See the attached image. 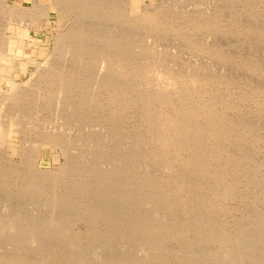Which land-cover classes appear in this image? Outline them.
<instances>
[{"label": "rangeland", "instance_id": "374dc122", "mask_svg": "<svg viewBox=\"0 0 264 264\" xmlns=\"http://www.w3.org/2000/svg\"><path fill=\"white\" fill-rule=\"evenodd\" d=\"M116 1L117 3H119V6L122 3L121 7H123L122 11L124 12V20L122 21L113 20L108 17L105 18L104 17L105 15H103V13L102 14L100 13L99 15L93 13L91 15L84 16L81 13L75 12L72 15V17H70L71 19L67 18L62 20V23L60 24V28L65 29L69 27V25L72 24V22H74L76 19V21L80 20L81 23H86L87 21L91 20V22H89L88 25H90L91 27L95 26L96 28L103 27V30H106V33H111V31L113 33V31L115 30L119 31V29L120 31L123 30L125 31L126 29V31L123 32L127 35L126 37V39L128 38L127 43L129 44V46L131 42L134 43L133 44L134 47L130 50L129 55L132 58V62H134L137 65L139 64L138 65L139 67L142 64L141 65L142 70L139 72L135 70L137 75H133L130 72V70H133L132 65H128L126 66V68L131 74H129V72L122 73L120 71L114 74L113 76L114 80H111V83L115 87L118 88L121 87V90L123 88L122 91L119 89L114 90V88L112 87L109 89L107 88L99 89V87L97 86L98 85L97 78H98V72L100 71V67L97 61L90 60L88 62V64L90 65L89 68L90 72L89 71H88L89 73H87V71L85 72V74L87 75L86 79L77 80L80 86L77 92L79 99L78 103L80 102L79 106L70 108L66 105L64 106L62 105L61 109H59L56 103L57 92L58 89L60 88L59 80L57 79L49 80L48 82L46 80L45 81L46 83L45 82L42 83L44 86L43 90H39L37 87L40 83L39 81L41 80L38 77L39 73H35L36 70L34 67L31 68L27 73H25L24 76L21 75L16 76L13 74L9 75L8 73H3V74L0 73V128L3 125H4L3 127H5L6 124L9 123V120L13 118V116L14 118L17 117L18 119L20 118L21 122L24 123L25 125L24 129H22L21 131L22 134L16 132L12 136V138L9 139V141L7 142L4 141L1 134V130L3 128H1L0 130V237H1L0 264H15L17 263L19 258L20 259L26 258L27 260L30 259L32 262H34V264H59L57 262L60 261L62 262V263L60 262V264H64L65 261H63L62 258L64 257V260H66L67 262V259L65 258L68 257L70 258V256L74 254L75 256L80 255L81 259H83L84 256L85 257L87 256L86 259L85 258L83 259V261L85 262L89 260L90 262H92L93 261L92 257L97 255V257L104 256L106 258L108 257V259L109 257L114 258V260L119 259L114 264H119V263L137 264V261H135V263H132L130 261H128L127 263L126 262L123 263L122 261L120 262V259L121 260L123 259L122 256L125 253H128L132 257H135V259L138 260L139 264H170V263L188 264L189 263L188 260L191 257L187 258V256L189 257L190 253H192L190 256H196L197 255L196 251L197 252L200 250L203 251L204 247L207 248L208 246V249L206 248L204 249L207 250L208 252L214 250L215 248L217 249V247H219L217 243L208 242V241H204L205 243L201 245L203 249L201 248V246H199V244H194V243L191 244V242H194L193 240L198 238L197 232L198 229H201V227L198 226L196 222H194V224H196L194 229L192 228L191 232L189 233L184 232L183 231L184 228L180 227L179 225H176V227H174L173 229L167 230V234H165L166 232H163L164 234L160 238H158V240L160 241L158 242L157 245L159 246L158 252L159 251L161 252L159 253L156 252L155 254L156 257L153 258L149 257V259L146 258L143 261H139L140 258H145L143 257L145 255L144 253L146 252L144 250L147 247V243L145 242H148L149 239L147 235L143 234V231H136L134 229L133 227L134 217L136 215H140V217L143 215L145 216L156 215V217L154 216V219H157V221L158 220L164 221L163 219H165V221L167 220L172 222L173 220L176 221L180 216V215L178 216L179 212L176 211L178 208L176 210L174 209L170 210V209H166V207L164 208L162 207L161 210L159 211L157 210L156 213L154 212L152 215L151 212L152 210L149 206L145 207L146 204L142 201L139 203L138 199L142 200L143 193H149V190H147L148 188L144 187L145 183L144 185L141 183L143 179H147L146 181L149 184L151 183L152 180L153 182L157 181L161 187L165 188V190L167 189L166 191L169 192L170 198L173 197V194L177 192V189L175 188H178L181 185H184L186 189H189L188 186L192 182L193 184L194 183L201 184V188H196L197 190L196 189L192 190L193 188H195V184L190 185L191 187L193 186L192 188L190 187L192 193L183 190L181 191L180 194H175V195H180L179 197L182 198L184 197V199L182 198L180 199L181 201L182 200L185 201L186 199L185 197H187L189 200L190 198H193V195L195 194L194 196L196 198L199 199L205 198L207 202L209 201L208 208L210 206H213V204L216 205L218 201L219 203L221 202L220 207L223 208L222 209L223 211L219 210V205L217 203L218 205L216 206L217 210L215 209V207L214 210L215 211L219 210L218 213L217 212L215 213V211H212L213 213L210 211L206 212L204 209L202 210V214L203 216H205L203 217V219L204 218L208 219L210 213L212 216L216 214L217 217L214 216L216 220L210 221V226L213 227L220 225L218 229L223 228L222 230L224 232L226 230V232L224 233L226 235L227 232L229 231L231 234H235L236 232H239L241 230L244 231L247 230V232L249 231L248 229H250L251 231L254 229L256 230V228L254 226L253 228L252 225H250L247 228V225L251 224L250 216L248 218L249 221L247 220V217L250 212H253L254 210L257 209H259V211H262V213H264V204H263L264 185H262L264 183V89H263L264 66H262L264 64V27H263L264 0H245V1L222 0V2H220V0H181V1L167 0L169 2H167L166 0H143V1L139 0L137 5V11L140 10L141 14H143L141 10L142 6L144 9L148 5L147 6L148 8H146V10H149V8L152 9L155 4L154 1L156 2V5L158 4L159 6L155 5L157 8L154 7L157 10L152 9L147 11L146 19L138 23H132V24H130V22L131 21L134 22L137 16L134 15L133 13H130L131 0H129V2L128 0H124L126 3L123 0H116ZM46 2L47 0H0V27H2L0 30V43H1L0 55L6 54L3 53L4 50H5L4 52H6V49L3 48L4 45H2L3 42L2 39L6 41L7 39L16 41L19 38L18 31L21 29V26L22 28L28 27L33 35V39H30L28 42L30 46H35L34 48L36 52L35 55L38 56V60L41 62L44 61L46 62L47 59L50 58L52 62L56 61L54 63L57 64L58 62V66L59 67L61 66L60 60L63 61L64 58H62L60 54L55 56V52L53 49L54 36L58 34L57 29L59 27V25L57 24L58 22L56 20L57 18L55 14H53L51 18V23H48V20L42 16L38 18L37 22L34 21L35 18H37L36 16L40 14L43 6L46 5ZM14 5H16V7H14ZM12 7L16 9L11 10ZM25 7L27 9H25ZM197 9L198 11H196ZM132 10L136 11V9H132ZM190 10L191 12H189ZM155 12H156V16H155ZM149 13L150 16L156 18L154 20L149 19V15H148ZM206 14H208L209 16ZM130 15L132 19L130 18ZM210 16L216 19V21H218L217 24L218 23L219 24L216 27H206L205 25H203V22L205 21L206 17L207 20L211 19ZM215 16H217L218 18ZM235 19L237 20L238 25ZM254 19H256L257 21ZM95 20L98 24L95 23ZM192 20L193 21L196 20V21L193 22ZM195 23H201V25L197 26L195 25ZM102 24H105V27ZM107 24H110L109 26L116 24V29L114 30L115 26L112 29V26L109 27ZM247 24L249 27L247 26ZM117 27L119 28L117 29ZM123 27L124 29H122ZM249 28L251 30H249ZM201 41L204 42L202 43ZM139 42L141 43L139 44ZM26 43L27 41L25 39H21L20 41V45L22 44L21 48L25 49ZM214 47H216L218 50L221 49L222 51L221 50L220 51L222 53L226 51V53H224V55L225 54L226 55L225 56L217 55L215 51L211 50ZM52 54H54V58ZM93 55H95V53ZM225 58H227L228 60H226ZM244 61H246V64H244L245 63ZM252 65H254L255 67ZM259 67L263 69H260ZM154 68L156 69V71ZM170 72L173 74L172 77L169 76L172 75ZM196 73L197 75H195ZM225 73L228 74L226 75ZM177 75H181V76H179L178 78L176 77ZM4 76L5 78L10 76L11 80L14 81L15 83L14 88H12L8 84V82L5 81V79H3ZM219 77L220 80L218 79ZM177 82H179L180 84ZM187 82H190V84ZM172 84L174 85L176 84V85L174 86ZM25 85L26 88L32 89L33 93L35 89H36L35 93L37 90L43 94L48 93L50 95L49 99H47V101H42L37 97V95L36 96L33 95L28 99H26L25 101H23L22 104H20V106L14 107L13 104L15 103V100L13 99L15 98L14 95H16V91L18 89L23 88ZM170 88L176 90L175 93H173L174 91L171 90ZM154 92L155 95H161V96L169 94L168 96L172 97V102L169 103V105L161 104L160 102L157 101L156 103H149L148 97L150 95H153ZM182 93L186 96H184ZM170 94L171 95L174 94V96H171ZM186 97L187 99L191 98L189 99L191 103L187 102L186 106L183 107L181 105V101H184ZM181 98H183L184 100ZM211 100L214 101L217 100L220 103V107L218 106V110L223 113V117L225 119L227 120L231 119L232 125L238 124L239 130L234 131L232 133V136L234 134L235 136L233 137L231 136L230 140L224 143L221 142L223 145L220 142H218L215 138H212L210 140L209 145L211 146V148L214 145L218 144L219 153H220V155H218L219 161L217 160L214 162L215 164L213 163V167L211 169L212 171L207 172V174H205L204 177L198 176L200 177V179L199 178L197 179L196 177L197 175H194L192 173V172L195 173V169L191 167V169L193 170L190 171L191 170L190 167H184L183 165H181L178 162V159L181 157L176 156V152L175 153L173 152L171 146L161 143L158 140L156 134H158L159 131L158 129L160 128L157 119L159 115L163 114V112L164 113H169L170 111L173 112L174 109L173 107L175 106L180 105L184 110H187V108L188 110H190L189 108L190 106L191 109H194L198 106V103L201 104V101L202 102L206 101V103H208ZM194 101L196 102L195 104L192 105ZM223 102H225V104ZM221 103H223L224 105ZM224 108L225 109L227 108L228 110H224ZM246 121H251L249 122V124L251 123L250 124L251 126L253 124L254 127L252 126L253 128L252 131L251 130L249 131L247 129H244V127H242L244 125H247ZM52 130L54 131L52 132ZM50 133L51 135L56 133L59 137L63 139L62 144L64 148H66L65 149L66 156L63 157L64 155L62 154V150L59 147L53 148L50 145L44 147L41 146L43 148L42 160L40 161L39 164L37 160L33 165V163L30 162H34V160L36 159L34 153L36 152L37 149L41 148L40 146H38L39 148H37V144L39 143V145H41L42 144L41 142H44L46 140V137L49 136ZM237 133L238 134L240 133L243 138L240 137L239 140L237 138L238 137ZM9 142H12L14 146L16 145L15 147L17 148V150L15 152L12 151L11 148L9 149L10 147V144H8ZM238 143L240 145H238ZM21 144H24V147H22L23 145L21 146ZM32 145H34L35 147ZM18 148L19 149L21 148L23 150L19 151ZM230 150H232L233 152ZM249 151L251 153H248ZM244 153H246L245 154L246 156H244ZM190 155L191 154L186 153L185 157L188 158ZM249 155H250L249 160L247 159L245 160V158ZM90 156H92V158ZM66 160L68 161V165H66V167L61 169V166L65 164ZM245 161L247 163H245ZM243 165L247 166L249 170H245ZM250 167L253 168V170ZM94 168H96L97 173H101L102 175L104 173V175L102 176V180L105 182V184L102 185L101 187L102 189L97 188L98 186L96 187L97 189H94L92 186L91 182L94 180L93 177L94 178L96 177V174L90 172H93V170L91 169ZM240 168L242 169L240 170ZM216 170L217 171L220 170L219 172L223 171L222 173H225L226 171L228 172L231 171L230 174L232 176L235 175L234 180L233 181H231V179L228 180L226 186L222 190L224 191L230 186L233 187L231 188V190L232 189L235 190L233 191L234 192L233 196H237V198L232 196L230 198H226V201H224L220 197L216 199V197L221 195L222 191H220V194L216 197L215 195H212L214 194L213 189L219 188L216 179H214L216 177L214 173H218L215 172ZM70 171L72 172L71 179L72 182L74 183L73 187L82 189L80 190L82 195L79 194V196L77 195L75 197H72L73 199L70 196H68L67 193H64L66 191L63 190L62 188L55 189L56 182L57 180H59L57 179L59 178V176L56 175L62 173L63 174L62 176L64 177L66 176V173H69ZM254 175H256V177H254ZM246 177L247 178L249 177L248 179L252 177L250 180L251 182L248 181ZM191 179H194V181H192ZM125 180L128 181V183ZM138 180L140 181L141 184L137 182ZM166 180L169 181V184L171 182L172 183L169 185L166 182ZM188 180L192 182L189 183ZM252 180H254V183ZM109 181L111 182L114 181L113 182L114 184L109 186ZM185 182L188 183L186 184ZM88 183H90V185H88ZM161 184H165V185H161ZM215 184L218 187H216ZM167 185H169L168 188ZM57 191L59 194H57ZM236 192L238 193V195ZM97 194L99 195L101 194V195L97 197ZM44 196L48 198L46 199ZM95 199L96 202H98V204H100V202L107 201V203L105 202L106 206L111 205L115 209V211H113L114 215H112L113 213H110V216L107 219H104V217H101L99 215H95L94 207L98 205V204L95 205L96 204ZM257 199H259V201H257ZM214 200L215 202H213ZM58 201L61 202L62 204L61 203L59 204ZM251 201L255 203L253 204ZM190 202L194 204L193 201L190 200L187 201V203L191 204ZM67 203L68 206H66ZM54 204L55 206L56 205L57 206L55 207ZM30 205L31 207H29ZM251 205L252 206L256 205L255 206L256 209L254 207L251 208ZM60 206L64 209H62ZM106 206L104 205V207ZM180 206H181L180 208L181 211L184 208V206L182 204ZM66 207L67 209H65ZM54 208L55 209L57 208V210L60 213H62L61 210H63L64 214L68 213L70 214V216L67 214L63 215V213L60 214L57 210L56 211L58 215L56 214L57 215L56 216L55 213H53L55 211V210L53 211ZM76 209H78V211ZM72 210H75L73 211L74 214L71 213ZM76 212H78V214ZM127 212L129 213L127 214ZM145 212H147V215ZM9 213L11 214V216ZM32 215H34V217ZM111 215L114 219L111 217ZM158 215L161 217H158ZM17 216L19 218H17ZM65 216L67 219L65 218ZM29 217L33 219H29ZM52 218H53V222H52L53 224L51 226L48 223L45 224V227L42 225L46 222L45 221L46 219H52ZM93 218L95 219L92 220ZM141 218L143 219L146 217L143 216ZM174 218L177 219L175 220ZM241 218L243 222L241 221ZM16 219L17 221L18 220L20 221L21 219L20 221L21 225L18 224L20 226L19 230L18 229L16 230V228H14V231H12L11 228H9L8 226L14 225ZM237 219L238 221H236ZM25 220L27 222H25ZM239 220L241 223L247 224L246 228L244 227L245 225L244 226L241 225L242 227L237 226L241 224ZM246 220L247 223L245 222ZM223 221L225 222L223 223ZM119 222L121 223V225H119L120 224ZM235 222L237 223L239 222L240 224L238 223L236 225ZM223 225H225V228L223 227ZM210 226L208 225V227ZM240 227L241 230L239 229ZM23 229L25 231L24 234L23 232H21V230L23 231ZM234 229L236 231H234ZM129 232H132L131 236ZM171 232L173 234L172 236H171ZM38 233H42L43 236L44 234H48L51 237L46 235L47 238L44 237L45 238L44 241H43L44 238L41 237L42 241L40 242L41 239H39L38 242L40 243V245H37L39 243L36 242L37 243L36 244L35 242H32L33 240L31 241V238L32 236L37 235ZM21 234H23L22 237L16 239L15 236ZM135 234H137L138 237L135 236ZM97 235H99V237ZM124 235H128V236H124ZM166 235L168 236L166 237ZM149 236H152V234H150ZM145 237L147 238V241L145 240ZM11 238L16 239V241L18 240V242L15 243L12 242ZM74 238L75 240H73ZM141 238H143L144 240H142ZM190 238H195V239L192 240ZM47 241L50 243H48ZM250 241H252V238H250ZM43 242L44 243L47 242L48 244L47 243L44 244ZM123 243H125L126 245ZM43 244L46 246H44ZM166 244L168 246H166ZM124 245H125V249H122L124 248ZM38 246L41 249H38ZM142 246L145 248V249L142 248L144 253L141 249ZM91 247L95 249L94 250L95 252L92 250ZM134 247L136 249L138 247V249L137 250L134 249L136 250L134 251L133 250ZM172 247L175 248L173 249ZM18 248L20 250L22 248L25 249L19 251ZM78 248L80 249V251L77 250ZM163 248H165L166 251L163 250ZM72 250H73V254H71ZM76 251H78L77 253L79 254H77ZM141 251L143 255L140 254ZM67 252H69V254H66ZM193 252L196 255H194ZM258 252H260V250ZM262 252L263 250L259 254L257 252L254 253V257L258 256L256 260H261V259L264 260V254H263L264 252L263 253ZM136 255L138 257H136ZM177 255H179V257ZM259 255L261 257L263 256V258H260ZM165 257L167 258L165 259ZM162 259H164V262ZM179 259L182 260L179 261ZM184 260H187V262Z\"/></svg>", "mask_w": 264, "mask_h": 264}, {"label": "bare ground", "instance_id": "6f19581e", "mask_svg": "<svg viewBox=\"0 0 264 264\" xmlns=\"http://www.w3.org/2000/svg\"><path fill=\"white\" fill-rule=\"evenodd\" d=\"M124 1V0H123ZM143 1V0H142ZM167 1V0H166ZM179 1H181V0H179ZM226 1V0H225ZM245 1V0H244ZM120 2V1H119ZM125 2V1H124ZM128 2H129V0H128ZM138 2H139V0H131L130 1V6H131V12L130 13H133L134 15H136L137 17H136V20L134 21V22H130V24H132V23H138V22H140V21H142V20H144V19H146L147 18V16H146V13H147V11H149V10H152V9H156L157 7V5H156V2L154 1V6H153V8L151 9V8H149V10H146V8H148L147 6L143 9V6H142V13L143 14H141L140 12V10L139 11H137V5H138ZM167 2H169V1H167ZM220 2H222V0H220ZM229 2V1H228ZM126 3V2H125ZM166 3V2H165ZM151 4V3H150ZM149 4V5H150ZM161 4V3H160ZM229 4H231V3H229ZM249 4V3H248ZM247 4V5H248ZM16 5H18V4H16ZM16 5H14V7H16ZM156 5V6H155ZM171 5V4H170ZM169 5V6H170ZM246 5V4H245ZM122 6V3H121V5L119 6V3H117V1L116 0H47V2H46V5L45 6H43V8L41 9V12H40V14H36L37 16V18H35V22H37L38 21V18L40 17V16H42V17H45L47 20H48V23H51V18H52V16H53V14H55V16H56V20H57V24L59 25V27H58V34L56 35V36H54V52H55V56H57V55H61V57L62 58H64V60L62 61V60H60L59 62H60V64H61V66L59 67L58 66V62H57V64L56 63H54V62H56V61H53L52 62V60L50 59V58H48L47 59V61L45 62H41V61H39L38 60V56H36L35 55V50H34V48H35V46H30L29 45V40L30 39H33V35H32V32H31V30L28 28V27H26V28H22V26H21V29L18 31V35H19V38H18V40H8L7 39V41L6 40H3L2 39V45H4L3 46V48H5L6 49V52H4L3 51V53L5 54V55H0V73L1 74H3V73H8L9 75H16V76H19V75H21V76H24L25 75V73H27L31 68H35V70H36V72L35 73H39L38 74V77H39V79L41 80V81H39L40 83H39V85H38V89L39 90H43V88H44V86H43V84L42 83H44L46 80H47V82L49 81V80H55V79H57V80H59L60 81V88L58 89V92H57V99H56V103H57V107H59V109H61V107H62V105L64 106V105H66V106H68V107H70V108H74V107H77V106H79V103H78V89L80 88V86H79V83H78V81L77 80H82V79H86V77H87V75L85 74V72L87 71V73H89L90 72V70H89V68H90V65L88 64V62L90 61V60H94V61H97V63L99 64V67H100V71L98 72V78H97V80H98V82H97V86L99 87V89H102V88H107V89H109V88H114V90L116 89H119V90H121V87L120 88H118V87H115L112 83H111V80H114L113 79V76H114V74L116 73V72H118V71H120V72H129L128 71V69L126 68V66H128V65H132V69L133 70H130V72L133 74V75H137V73L135 72V70H137V72H139V71H141L142 70V64L140 65V67L137 65V64H135L134 62H132V58L130 57V50L134 47L133 46V44L134 43H132L131 42V44H130V46H129V44L127 43L128 41V38L126 39V37H127V35L124 33L125 31H126V29H125V31L123 32V31H120V29H119V31L118 30H115L116 29V24L115 25H111L112 26V29H113V27L115 26V28H114V30L115 31H113V33H112V31H111V33H106V30H103V27H91L90 25H88L89 24V22H91V20H89V21H87L86 23H87V25H86V23H81V21L79 20V21H76V19H75V21L74 22H72V24H70L69 25V27H67V28H65V29H62V28H60V24L62 23V20H64V19H67V18H70V17H72V15L75 13V12H78V13H81L82 15H84V16H87V15H91V14H93V13H95V14H102L103 13V15H105L104 17L105 18H110V19H113V20H124V12L122 11V8L123 7H121ZM125 6V5H124ZM159 6V5H158ZM174 6H175V4H174ZM226 6V5H225ZM224 6V7H225ZM237 6V5H236ZM14 7H12L11 8V10H14V9H16V8H14ZM19 7V6H18ZM17 7V8H18ZM22 7V6H21ZM154 7H156V8H154ZM227 7V6H226ZM245 7V6H244ZM9 8V7H8ZM128 8V7H127ZM159 8V7H158ZM162 8V7H161ZM164 8V7H163ZM173 8V7H172ZM221 8V7H220ZM228 8V7H227ZM231 8V7H230ZM25 9H27L26 7H25ZM32 9H34V8H32ZM132 9H136V11L135 10H132ZM170 9H171V7H170ZM229 9V8H228ZM233 9V8H232ZM8 10V9H7ZM21 10V9H20ZM157 10V9H156ZM173 10V9H172ZM171 10V11H172ZM189 10V9H188ZM231 10V9H230ZM2 11V10H1ZM162 11V10H161ZM183 11V10H182ZM195 11V10H194ZM196 11H198V9L196 10ZM237 11V10H236ZM4 12V11H3ZM30 12V11H29ZM163 12H164V10H163ZM162 12V13H163ZM166 12V11H165ZM189 12H191V10L189 11ZM209 12V11H208ZM212 12V11H211ZM129 13V12H128ZM182 13V12H181ZM201 13V12H200ZM234 13V12H233ZM132 14V15H133ZM161 14V13H160ZM190 14V13H189ZM202 14H203V11H202ZM213 14V13H212ZM231 14V13H230ZM251 14H252V12H251ZM26 15V14H25ZM24 15V16H25ZM149 15V19H155L154 17H152V16H150V13L148 14ZM205 15V14H204ZM206 15H208V14H206ZM214 15H216V14H214ZM228 15V14H227ZM263 15V14H262ZM6 16H7V14H6ZM155 16H156V12H155ZM161 16V15H160ZM202 16V15H201ZM209 16V15H208ZM211 16H213V15H211ZM210 16V18L211 19H208L207 20V17H206V19H205V21L203 22V25H205L206 27H216L218 24H217V22L218 21H216V19H214L213 17H211ZM129 17V16H128ZM157 17H158V15H157ZM188 17V16H187ZM190 17H192V16H190ZM215 17H217V16H215ZM228 17V16H227ZM226 17V18H227ZM54 18V17H53ZM74 18V17H73ZM78 18H79V16H78ZM99 18V17H98ZM130 18H131V15H130ZM204 18V17H203ZM218 18V17H217ZM220 18H221V16H220ZM15 19V18H14ZM71 19V18H70ZM132 19V18H131ZM135 19V18H134ZM133 19V20H134ZM230 19V18H229ZM228 19V20H229ZM5 20V19H4ZM83 20V19H82ZM207 20V21H206ZM236 20V19H235ZM254 20H256V19H254ZM161 21V20H160ZM159 21V22H160ZM193 21V20H192ZM196 20H194L193 22H195ZM252 21H253V19H252ZM257 21V20H256ZM255 21V22H256ZM11 22V21H10ZM67 22H68V20H67ZM70 22V23H71ZM82 22H84V21H82ZM92 22H94V21H92ZM251 22V21H250ZM250 22H249V24H250ZM95 23H97L96 22V20H95ZM103 23V22H102ZM155 23V22H154ZM236 23H237V25H238V22H237V20H236ZM235 23V24H236ZM244 23V22H243ZM252 23V22H251ZM264 23V22H263ZM5 24V23H4ZM69 24V23H68ZM67 24V25H68ZM90 24H92V23H90ZM98 24V23H97ZM101 24V23H100ZM99 24V25H100ZM221 24V23H220ZM66 25V24H65ZM104 27H105V24H102ZM108 26L110 25V24H107ZM193 25H194V23H193ZM195 25H197V26H200L201 25V23H195ZM234 25V24H233ZM262 25V24H261ZM93 26V25H92ZM97 26V25H96ZM111 26H109V27H111ZM155 26V25H154ZM240 26V25H239ZM247 26H248V24H247ZM258 26V25H257ZM5 27V26H4ZM230 27V26H229ZM244 27V26H243ZM249 27V26H248ZM252 27V26H251ZM256 27V26H255ZM259 27V26H258ZM264 27V26H263ZM1 28L2 27H0V30H1ZM19 28H20V26H19ZM119 27H117V29H118ZM125 28H127V27H125ZM129 28V27H128ZM235 28V27H234ZM240 28V27H239ZM106 29V28H105ZM122 29H124V27L122 28ZM121 29V30H122ZM130 29V28H129ZM134 29V28H133ZM244 30H246V29H244ZM249 30H251L250 28H249ZM259 30V29H258ZM15 31V30H14ZM182 31V30H181ZM220 31V30H219ZM248 31V30H247ZM109 32H110V30H109ZM133 32V31H132ZM138 33V32H137ZM150 33V32H149ZM183 33V32H182ZM144 34V33H143ZM184 34H186V33H184ZM145 35V34H144ZM148 35V34H147ZM141 36V35H140ZM150 36V35H149ZM192 36V35H191ZM8 37H10V36H8ZM135 37V36H134ZM133 37V38H134ZM136 38V37H135ZM21 39H25L26 41H27V43H26V48L25 49H23V48H21V45H20V41H21ZM196 39V38H195ZM199 40V39H198ZM136 41V40H135ZM187 41V40H186ZM202 42V41H201ZM200 42V43H201ZM204 42V41H203ZM202 42V43H203ZM44 43V42H43ZM141 42H139V44H140ZM0 45H1V43H0ZM36 45V44H35ZM215 46V45H214ZM223 47H225V46H223ZM227 48V47H226ZM49 49V48H48ZM143 50V49H142ZM212 51H215V53L217 54V55H219V56H225L224 55V53H226V51L224 52V53H222L220 50H218L216 47H214V48H212L211 49ZM151 51V50H150ZM200 51V50H199ZM53 52V53H54ZM59 52V53H58ZM232 52V51H231ZM255 52H256V50H255ZM259 52V51H258ZM95 53V55H93ZM228 53V52H227ZM234 53V52H233ZM215 54V55H216ZM222 54V55H221ZM53 55V58H54V54H52ZM168 55V54H167ZM234 55V54H233ZM159 56H160V54H159ZM138 58V57H137ZM159 58V57H158ZM148 59V58H147ZM220 59H221V57H220ZM224 59V58H223ZM226 60H228L227 58H225ZM258 59V58H257ZM57 60V59H56ZM230 60V59H229ZM17 61H18V63H17ZM142 62V61H141ZM245 63L244 64H246V61H244ZM249 62V61H248ZM139 63V62H138ZM149 63V62H148ZM166 63V62H165ZM169 63V62H168ZM167 63V64H168ZM174 63V62H173ZM252 63V62H251ZM256 63V62H255ZM261 63V62H260ZM147 64V63H146ZM258 64V63H257ZM152 65V64H151ZM151 65H148V66H151ZM158 65V64H157ZM155 66V65H154ZM161 66V65H160ZM159 66V67H160ZM169 66V65H168ZM252 66H254V65H252ZM262 66H264V64L262 65ZM145 67V66H144ZM162 67V66H161ZM174 67H175V65H174ZM177 67V66H176ZM255 67V66H254ZM153 68V67H152ZM163 68V67H162ZM257 68V67H256ZM260 68V67H259ZM127 69V70H126ZM155 69V68H154ZM260 69H263V68H260ZM147 70V69H146ZM185 70V69H184ZM255 70V69H254ZM89 71V72H88ZM152 71V70H151ZM155 71H156V69H155ZM164 71H165V69H164ZM167 71V70H166ZM191 71V70H190ZM263 71H264V69H263ZM129 72V74H131ZM172 72H174V71H172ZM199 72V71H198ZM203 72V71H202ZM171 73V72H170ZM193 73V72H192ZM255 73V72H254ZM172 74V73H171ZM181 74V73H180ZM189 74V73H188ZM200 74V73H199ZM208 74V73H207ZM226 74V73H225ZM228 74V73H227ZM226 74V75H227ZM34 75V74H33ZM169 75V74H168ZM186 75H187V73H186ZM195 75H197V73L195 74ZM204 75V74H203ZM213 75V74H212ZM211 75V76H212ZM6 76V75H5ZM5 76L3 77V79H5V81H7L8 82V84L12 87V88H14V81H12L11 80V78H10V76L9 77H6L5 78ZM89 76V75H88ZM169 76H173V74L172 75H169ZM169 76H167V77H169ZM179 76H181V75H177L176 77H178L179 78ZM189 76V75H188ZM218 76V75H217ZM2 78V77H1ZM115 78V77H114ZM177 78V79H178ZM223 78V77H222ZM95 79V78H94ZM219 80H220V77L218 78ZM85 81V80H84ZM178 81V80H177ZM196 81V80H195ZM176 82V81H175ZM174 82V83H175ZM194 82V81H193ZM46 83V82H45ZM116 83V82H115ZM171 83V82H170ZM177 83H179V82H177ZM187 83H189L190 84V82H187ZM222 83V82H221ZM224 83V82H223ZM38 84V83H37ZM48 84V83H47ZM54 84V83H53ZM180 84V83H179ZM119 85V84H118ZM172 85H174V84H172ZM176 85V84H175ZM174 85V86H175ZM209 85V84H208ZM260 85V84H259ZM35 86V85H34ZM50 86V85H49ZM122 86V85H121ZM127 86V85H126ZM46 87V86H45ZM35 88V87H34ZM51 88V87H50ZM262 88V87H261ZM171 90H173V91H171V92H173V93H175V91L176 90H174V89H172V88H170ZM264 89V88H263ZM36 90V89H35ZM35 90H34V93L32 92V89H28V88H26V85L23 87V88H20V89H18L17 91H16V95H14V97L15 98H13L14 100H15V103H13L14 104V107H16V106H20V104H22V102L23 101H25L26 99H28L29 97H31V96H33V95H37V97L40 99V100H42V101H47V99H49V94L48 93H46V94H43V93H40L38 90L36 91V93H35ZM104 90V89H103ZM122 90H123V88H122ZM121 90V91H122ZM210 90V89H209ZM259 90V89H258ZM47 91V90H46ZM157 91V90H156ZM170 91V90H169ZM182 91V90H181ZM116 92V91H115ZM127 92V91H126ZM130 92V91H129ZM206 92V91H205ZM252 92V91H251ZM150 93V92H149ZM183 93H185V92H183ZM182 93V94H183ZM258 93V92H257ZM148 94V93H147ZM158 94V93H157ZM176 94H177V92H176ZM178 94H179V91H178ZM181 94V95H182ZM245 94V93H244ZM256 94V93H255ZM169 95V94H168ZM168 95H164V96H161V95H155V92H154V94L153 95H150L149 97H148V101H149V103H156V101L157 102H160L161 104H168L169 105V103H171L172 102V97H169ZM171 95V94H170ZM184 95V94H183ZM260 95V94H259ZM171 96H174V94L173 95H171ZM175 96H177V95H175ZM180 96V95H179ZM184 96H186V95H184ZM189 96V95H188ZM192 96H194V95H192ZM190 97H191V95H190ZM180 99V98H179ZM181 99H183V98H181ZM189 99H191V98H189ZM189 99H187V97L185 98V102L184 101H181V105L184 107V106H186V104H187V102H190V100ZM209 99V98H208ZM255 101V100H254ZM257 101V100H256ZM193 102V101H192ZM195 102L196 101H194V103H192V105L193 104H195ZM199 102V101H198ZM197 102V103H198ZM221 102V101H220ZM226 102V101H225ZM225 102H223L224 104H225ZM262 102V101H261ZM191 103V102H190ZM223 103H221V104H223ZM227 103V102H226ZM19 104V105H18ZM174 104V103H173ZM189 104V103H188ZM223 104V105H224ZM123 105V104H122ZM133 105V104H132ZM222 105V106H223ZM256 105V104H255ZM258 105V104H257ZM261 105V104H260ZM189 106V105H188ZM218 106L220 107V103L216 100V101H214V100H211L210 102H208V103H206V101H204V102H202L201 101V104H199L198 103V106L196 107V108H194V109H191V106L189 107L190 108V110H188V108H187V110H184L180 105H178V106H175V107H173L174 109H173V112L172 111H170L169 113H164L163 112V114H161V115H159V117H158V119H157V122H158V124H159V128L160 129H158L159 131H158V134H156V136H157V138H158V140L161 142V143H164V144H166V145H169V146H171V148H172V150H173V152L175 153L176 152V156H180L181 158H179L178 159V162L181 164V165H183L184 167H190V169H191V167L192 168H194L195 169V173L194 172H192L194 175H197L196 177H197V179L199 178L200 179V177H198V176H201V177H204L205 176V174H207V172H209V171H212L211 169H212V167H213V163L215 162V161H219V156L218 155H220V153H219V147H218V144H216V145H214L212 148H211V146L209 145V142H210V140L212 139V138H215L218 142H226V141H228V140H230L231 139V136H232V133L234 132V131H238L239 130V126H238V124L237 125H232V123H231V119H229L230 120V122H229V120H227V119H225L224 117H223V113L221 112V111H219L218 110ZM67 107V108H68ZM193 107V106H192ZM151 108V107H150ZM224 110H228L227 108L225 109L224 108ZM258 111V110H257ZM18 114H19V111H18ZM57 114V113H56ZM36 115V114H35ZM150 115V114H149ZM58 116V115H57ZM23 117V116H22ZM24 117H25V115H24ZM244 117V116H243ZM247 118V117H246ZM244 119V118H243ZM245 120V119H244ZM244 120H243V122H244ZM251 120V119H250ZM260 120V119H259ZM28 121H29V119H28ZM152 121H154V120H152ZM234 121V120H233ZM235 122V121H234ZM233 122V123H234ZM239 122V121H238ZM247 122V125H244V126H242V127H244V129H247V130H251L252 131V126H253V124H252V126L249 124V122H251V121H246ZM258 122V121H257ZM69 123V122H68ZM124 123V122H123ZM241 123V122H240ZM253 123V122H252ZM256 123V122H255ZM4 126V125H3ZM1 127V128H3L2 130H1V128H0V130H1V134H2V137H3V139H4V141H9V139H11L12 138V136L16 133V132H19V133H21V131H22V129H24V127H25V125H24V123H22L21 122V120H20V118L18 119V117L17 118H14V116H13V118H11L10 120H9V123H7L6 124V126L5 127ZM241 127V126H240ZM254 127V126H253ZM26 129V128H25ZM261 129V128H260ZM36 130V129H35ZM54 130H52V132H53ZM80 132V131H79ZM24 133V132H23ZM241 133V132H240ZM238 134L236 137L240 140V137L241 138H243L242 136H241V134ZM249 133V132H248ZM22 134V133H21ZM252 134V133H251ZM97 135V134H96ZM19 136V135H18ZM233 136H235V134L233 135ZM232 136V137H233ZM258 136V135H257ZM135 137V136H134ZM261 137V136H260ZM15 138V137H14ZM78 138V137H77ZM83 138V137H82ZM84 138H86V137H84ZM257 138H259V137H257ZM73 139V138H72ZM104 139H106V138H104ZM135 139V138H134ZM97 140V139H96ZM99 140V139H98ZM86 141V140H85ZM214 141V140H213ZM22 142V141H21ZM62 142H63V139L61 138V137H59L56 133L55 134H52L51 135V133H50V135L49 136H47L46 137V140L44 141V142H41L42 144L41 145H39V143L37 144V148H39L38 146H42V147H44V146H47V145H50L51 147H55V148H61V150H62V154L64 155L63 157H65L66 156V148H64V146H63V144H62ZM74 142V141H73ZM106 142V141H105ZM216 142V141H215ZM239 142V141H238ZM25 143V142H24ZM95 143H96V141H95ZM110 143V142H109ZM212 143V142H211ZM231 143V142H230ZM8 144H10V147H9V149L11 148L12 149V151H16L17 150V148L14 146V144L12 143V142H9ZM28 144H29V142H28ZM80 144V143H79ZM79 144H78V146H79ZM90 144V143H89ZM98 144V143H97ZM222 144V143H221ZM18 145V144H17ZM23 145V146H22ZM81 145H83V144H81ZM223 145V144H222ZM238 145H240L239 143H238ZM237 145V146H238ZM21 146L22 147H24V144H21ZM21 146H19V147H21ZM32 146H34V145H32ZM77 146V145H76ZM83 146H85V145H83ZM82 146V147H83ZM87 146V145H86ZM103 146V145H102ZM114 146V145H113ZM120 146V145H119ZM242 146V145H241ZM252 146V145H251ZM250 146V147H251ZM35 147V146H34ZM39 148V149H35L36 150V152L34 153L35 154V160H34V162H30V163H33V165L35 164V162L38 160V164L40 163V161L42 160V151H43V148ZM81 147V146H80ZM106 147H108V146H106ZM110 147V146H109ZM223 147V146H222ZM84 148V147H83ZM86 148V147H85ZM221 148V147H220ZM227 148V147H226ZM19 149V148H18ZM94 149V148H93ZM97 149V148H96ZM105 149V148H104ZM21 150H23V149H19V151H21ZM250 150V149H249ZM32 151V150H31ZM72 151V150H71ZM75 151V150H74ZM229 151V150H228ZM230 151H232V150H230ZM254 151V150H253ZM252 151V152H253ZM233 152V151H232ZM3 153V152H2ZM99 153H101V152H99ZM186 153H189V154H191L188 158L187 157H185V155H186ZM247 153V152H246ZM246 153H244V156H246L245 154ZM248 153H251L250 151L248 152ZM29 154H31V153H29ZM83 154V153H82ZM140 154V153H139ZM232 154V153H231ZM236 154V153H235ZM33 155V154H32ZM89 155V154H88ZM138 155V154H137ZM141 155V154H140ZM218 156V157H217ZM238 156V155H237ZM251 156H252V154H251ZM73 157H76V156H73ZM91 158H92V156H90ZM138 157V156H137ZM144 157V156H143ZM249 157H250V155L249 156H247L246 158H245V160L247 159V160H249ZM83 158H84V156H83ZM241 158H243V157H241ZM252 158V157H251ZM255 158V157H254ZM30 159V158H29ZM31 159H33V158H31ZM224 159V158H223ZM222 159V160H223ZM84 160V159H83ZM100 160H101V158H100ZM259 160V159H258ZM70 161V160H69ZM224 161V160H223ZM222 161V162H223ZM230 161V160H229ZM241 161V160H240ZM232 162H233V160H232ZM231 162V163H232ZM239 162V161H238ZM72 163V162H71ZM70 163V164H71ZM242 163V162H241ZM245 163H247L246 161H245ZM26 164V163H25ZM215 164V163H214ZM224 164V163H223ZM15 165V164H14ZM66 165H68V161L66 160V162H65V164H63V166H61V169H63L64 167H66ZM245 165H248V164H245ZM26 166V165H25ZM182 166V167H183ZM244 166V165H243ZM261 166V165H260ZM230 167V166H229ZM236 167V166H235ZM244 168H245V170H249L248 169V167L247 166H244ZM247 168V169H246ZM251 168V167H250ZM253 168H254V166H253ZM253 168H251L252 170H253ZM22 169V168H21ZM38 169V168H37ZM235 169V168H234ZM242 168H240V170H241ZM91 170H93V172H90V173H95L96 174V179L93 177V181L91 182L92 183V186H93V188L94 189H97V188H101L102 187V185L103 184H105V182L102 180V176L104 175V173H103V175L101 174V173H97L96 172V168H94V169H91ZM193 169H191L190 171H192ZM218 170V169H217ZM215 171V172H218V173H214L215 174V178L214 179H216V182H217V184H218V186H219V188L218 189H216V188H214L213 189V193L214 194H212V195H215V197L216 196H218L219 194H220V191H222L221 192V195H219L218 197H216V199L217 198H221V199H223L224 201H226V198H230V197H232L234 194V192L233 191H235V190H231V188H233V187H229V188H227L226 190H222L225 186H226V184H227V181L228 180H230L231 179V181H233L234 180V176H232L231 174H230V172H228V171H226L225 173H222V172H219V171ZM224 170V169H223ZM229 170V169H228ZM244 170V169H243ZM71 171H72V169H71ZM70 171V172H71ZM27 172V171H26ZM66 173V176H62L63 174L61 173V174H58V175H56V176H59V178H57V179H59V180H57V182H56V186H55V189L56 188H62L63 190H65L66 192H64V193H67V195L68 196H70L71 198L72 197H75V196H79V194H81V191L80 190H82V189H80V188H76V187H73L74 186V183L72 182V172L71 173ZM238 173V172H237ZM254 173V172H253ZM49 174V173H48ZM52 174V173H51ZM209 174V173H208ZM245 174V173H244ZM244 174H243V176H244ZM247 174V173H246ZM33 175V174H32ZM65 175V174H64ZM214 176V175H213ZM247 176V175H246ZM250 176H253V175H250ZM74 177V176H73ZM195 177V178H196ZM242 177V176H241ZM254 177H256V175H254ZM56 178V177H55ZM126 178V177H125ZM249 178V177H248ZM247 177H246V179H248ZM251 178L252 177H250V179H248V181H250L251 180ZM259 178V177H258ZM196 179V180H197ZM243 179V178H242ZM54 180H56V179H54ZM89 180H91V179H89ZM147 179H143L142 181H141V183L144 185V183H145V185H144V187H147L146 189L147 190H149V193H143V197H142V200H140V199H138V202L140 203L141 201L142 202H144L146 205H145V207H147V206H149L150 208H151V212H152V215H153V213L155 212L156 213V211L158 210H161L162 209V207L164 208V207H166V209H174V210H176L177 208V212H179V214H178V221L176 222V221H165V219H163L164 221H162V220H158L157 221V219H154V216L156 217V215H154V216H145V215H143L144 217H146V218H141V217H143V216H141L140 217V215H136L135 217H134V222H133V227H134V229L136 230V231H143V234L144 235H147L148 236V242H145V243H147V247H146V249L142 246L141 247V249L142 248H144L145 250L144 251H146L145 253H144V251H143V249H142V251H143V253L145 254L143 257H145V258H140L139 259V261H143V260H145L146 258H148L149 259V257H151V258H153V257H156V252H158V247L159 246H157L158 245V242H160L159 240H158V238H160L164 233L163 232H166L165 234H167V230H171V229H173L174 227H176V225H179L180 227H182V228H184V232H187V233H189V232H191V229L193 228L194 229V227H195V225L197 224L198 226H200L201 227V229H198V232H197V234H198V238L197 239H195V238H190V239H195V240H193L194 242H191V244H199V246H201L203 243H205L204 241H208V242H213V243H217L218 245H219V247H217V249L215 248L214 250H212V251H210V252H208L207 250H204L206 247H204V249H203V247L201 246V248L203 249V251H196V254H194V252H193V254L194 255H196V256H190L192 253H190V255H189V257L187 256V258H190L188 261H189V263L188 264H264V260H256L257 259V257H254V253H260L262 250H263V252H264V213H262V211H259V209H257V210H254L253 212H250L251 213V215H250V213H249V215H248V217H247V220H248V218H249V216H250V223L251 224H249V225H247V224H243V223H241L240 222V220H239V222L241 223H239L240 225H237L238 223L237 222H235L236 223V225L239 227V226H241V225H245L244 227L246 228V225H247V228L250 226V225H252V227L254 226L255 228H256V230L254 229V230H250V229H248L249 231L247 232V230L246 231H244V230H241V227L239 228L241 231H239V232H236L235 234H231L230 233V231L229 232H227V235L226 234H224L225 232H226V230H225V232L222 230V229H218V227L220 226H213V227H211L210 226V221H215L216 220V218H214V216H216L217 217V215L215 214L214 216H212L211 215V213L210 212H212V211H215L214 210V207H215V209H216V206H218L219 205V210H222L223 208H221L220 207V203H219V201L217 202L218 203V205H217V203H216V205H214L213 204V206H210L209 208H208V202H207V200L205 199V198H203V199H199V198H196L194 195H193V198H190L189 200L190 201H193L194 202V204H192L191 202V204H189V203H187V201H189L188 200V198L187 197H185L186 199H185V201L184 200H182L181 201V199L180 198H182V197H179L180 195H175V194H180L181 193V191H183V190H185V191H187V192H190V193H192L191 192V188L193 187H191L190 185H192L193 184V182L192 181H194V179H191L192 181V183L189 181V183H191L189 186H188V188L189 189H186L185 187H184V185H181V186H179L178 188H175V189H177V192L176 193H174L173 194V197H171L170 198V196H169V192H167L166 190H165V188H163V187H161L160 186V184L156 181V182H153V180L151 181V183L149 184L147 181H146ZM169 180V179H168ZM238 180V179H237ZM76 181V180H75ZM74 181V182H75ZM79 181V180H78ZM126 181V180H125ZM201 181H202V179H201ZM247 181V182H248ZM253 181V183H254V180H252ZM93 182H94V184H93ZM114 182V181H113ZM113 182H111V181H109V186H111L112 184H114ZM116 182V181H115ZM127 183H128V181H126ZM138 183H140V181L138 180L137 181ZM137 182H136V184H137ZM166 182L169 184V181H167L166 180ZM196 182V181H195ZM213 182V181H212ZM239 182H240V180H239ZM251 182V181H250ZM36 183V182H35ZM39 183V182H38ZM53 183V182H52ZM123 183V182H122ZM140 183V184H141ZM172 183V182H171ZM170 183V184H171ZM186 183V182H185ZM188 183V182H187ZM186 183V184H187ZM260 183V182H259ZM19 184H21V183H19ZM28 184V183H27ZM54 184V183H53ZM52 184V185H53ZM169 184V185H170ZM195 184V183H194ZM193 184V185H194ZM205 184V183H204ZM211 184V183H210ZM256 184V183H255ZM261 184V183H260ZM77 185V184H76ZM83 185V184H82ZM88 185H90V183H88ZM161 185H165V184H161ZM169 185H167V188H168V186ZM258 185V184H257ZM262 185H264V183L262 184ZM81 186V185H80ZM79 186V187H80ZM98 186V187H97ZM215 186H216V184H215ZM218 186H216V187H218ZM88 187V186H87ZM97 187V188H96ZM165 187V186H164ZM191 187V188H190ZM246 187H247V185H246ZM255 187V186H254ZM26 188V187H25ZM48 188H50V187H48ZM141 188V187H140ZM196 188H201V184H199V183H197V184H195V188H193L192 190H194V189H196ZM260 188V187H259ZM53 189V188H52ZM86 189H88V188H86ZM90 189V188H89ZM102 189V188H101ZM235 189V188H234ZM237 189V188H236ZM257 189V188H256ZM264 189V188H263ZM62 190V191H63ZM100 190V189H99ZM197 190V189H196ZM199 190V189H198ZM209 190V189H208ZM258 190V189H257ZM59 191V190H58ZM58 191H57V194H59L58 193ZM84 191V190H83ZM101 191V190H100ZM129 191H131V190H129ZM136 191V190H135ZM170 191V190H169ZM175 191V190H174ZM260 191V190H259ZM21 192V191H20ZM55 192V191H54ZM122 192H124V191H122ZM139 192H140V189H139ZM171 192V191H170ZM237 192H238V190H237ZM236 192V193H237ZM48 193V192H47ZM56 193V192H55ZM83 193V192H82ZM121 193V192H120ZM132 193V192H131ZM194 193V192H193ZM203 193V192H202ZM235 193V194H236ZM30 194V193H29ZM104 194V193H103ZM128 194V193H127ZM136 194V193H135ZM200 194V193H199ZM65 195V194H64ZM82 195V194H81ZM101 195V194H100ZM99 194H97V197H99L100 196ZM107 195V194H106ZM105 195V196H106ZM141 195V194H140ZM201 195H204V194H201ZM237 195H238V193H237ZM16 196V195H15ZM61 196V195H60ZM104 196V195H103ZM102 196V197H103ZM115 196V195H114ZM127 196V195H126ZM131 196V195H130ZM135 196V195H134ZM142 196V195H141ZM187 196H189V195H187ZM209 196V195H208ZM247 196V195H246ZM255 196V195H254ZM23 197V196H22ZM27 197H28V195H27ZM33 197V196H32ZM35 197V196H34ZM46 199L48 198V197H46V196H44ZM96 197V198H97ZM110 197V196H109ZM210 197V196H209ZM233 197H236L237 198V196H233ZM24 198V197H23ZM79 198V197H78ZM124 198V197H123ZM202 198V197H201ZM241 198V197H240ZM240 198H238V199H240ZM253 198H255V197H253ZM261 198V197H260ZM59 199V198H58ZM73 199V198H72ZM102 199V198H101ZM116 199V198H115ZM133 199V198H132ZM182 199H184V197L182 198ZM28 200V199H27ZM49 200H51V199H49ZM66 200V199H65ZM70 200V199H69ZM77 200V199H76ZM103 200V199H102ZM211 200V199H210ZM213 200V199H212ZM230 200V199H229ZM231 200H234V199H231ZM242 200V199H241ZM262 200H263V198H262ZM21 201H22V199H21ZM47 201V200H46ZM61 201V200H60ZM62 201H63V199H62ZM99 201V200H98ZM116 201V200H115ZM254 201V200H253ZM257 201H259V199H257ZM54 202H56V201H54ZM59 202V201H58ZM75 202V201H74ZM95 202H96V199H95ZM105 202L107 203V201H104V202H100V204H98V202H96V204L95 205H97L96 207H94V213H95V215H99V216H101V217H104V219H107L109 216H110V213H113V211H115V209L111 206V205H109V206H106V204H105ZM211 202V201H210ZM213 202H215V200L213 201ZM252 202V201H251ZM61 202H59V204H60ZM66 203V202H65ZM64 203V204H65ZM69 203V202H68ZM68 203H67V205L66 206H68ZM94 203V202H93ZM187 203V204H186ZM227 203V202H226ZM253 203V202H252ZM255 203V202H254ZM253 203V204H254ZM37 204V203H36ZM62 204V203H61ZM82 204V203H81ZM88 204V203H87ZM136 204V203H135ZM183 205L184 206V208L180 211V208H181V206L180 205ZM264 204V203H263ZM32 205V204H31ZM31 205L29 206V207H31ZM94 205V204H93ZM104 205L107 207H104ZM186 205V206H185ZM211 205V204H210ZM222 205V204H221ZM24 206V205H23ZM33 206V205H32ZM51 206V205H50ZM49 206V207H50ZM54 206H55V204H54ZM53 206V207H54ZM57 206V205H56ZM55 206V207H56ZM64 206V205H63ZM119 206V205H118ZM193 206V207H192ZM225 206V205H224ZM256 206V205H255ZM255 206H252L251 205V208L252 207H254L255 209H256V207ZM48 207V208H49ZM61 207V206H60ZM65 207V206H64ZM115 207V206H114ZM123 207V206H122ZM33 208V207H32ZM37 208V207H36ZM62 208V207H61ZM60 208V209H61ZM69 208V207H68ZM71 208V207H70ZM82 208V207H81ZM86 208V207H85ZM259 208V207H258ZM27 209V208H26ZM39 209V208H38ZM50 209V208H49ZM58 209H59V207H58ZM62 209H64V208H62ZM65 209H67V207L65 208ZM74 209V208H73ZM91 209V208H90ZM107 209V210H106ZM205 209V211L206 212H208V211H210L209 213H210V215H209V217H208V219H206V218H204L203 219V217H205V216H203V214H202V210H204ZM19 210V209H18ZM32 210V209H31ZM56 211L57 210V208L55 209H53V211ZM77 211H78V209H76ZM123 210V209H122ZM129 210H130V208H129ZM132 210V209H131ZM217 210V209H216ZM218 210V211H219ZM250 210V209H249ZM253 210V209H252ZM29 211V210H28ZM33 211V210H32ZM50 211V210H49ZM53 212V213H55V215L57 214V211L56 212ZM62 211V213L64 212L63 210H61ZM65 211H67V210H65ZM73 211H75V210H72V214H74L73 213ZM147 211V210H146ZM218 211H215V213L217 212L218 213ZM223 211V210H222ZM221 211V212H222ZM17 212V211H16ZM59 212V211H58ZM87 212V211H86ZM105 212V213H104ZM117 212V211H116ZM122 212V211H121ZM126 212V211H125ZM22 213H23V211H22ZM60 213V212H59ZM62 213H60V214H62ZM77 214H78V212H76ZM106 213H107V216H106ZM124 213V212H123ZM129 212H127V214H128ZM146 213V215H147V212H145ZM204 213V212H203ZM213 213V212H212ZM247 213V214H248ZM10 214V213H9ZM31 214V213H30ZM29 214V215H30ZM65 214H67V215H69L70 216V214H68V213H65ZM64 213H63V215H65ZM207 214V213H206ZM44 215H46V214H44ZM43 215V216H44ZM58 215V214H57ZM56 215V216H57ZM112 215H114V213L112 214ZM112 215H111V217H112ZM120 215V214H119ZM118 215V216H119ZM149 215V214H148ZM163 215V214H162ZM166 215V214H165ZM5 216V215H4ZM10 216H11V214H10ZM31 216V215H30ZM33 217H34V215H32ZM54 216V215H53ZM52 216V217H53ZM62 216V215H61ZM71 216H74V215H71ZM134 216V215H133ZM168 216V215H167ZM225 216V215H224ZM22 217V216H21ZM25 217V216H24ZM50 217V216H49ZM59 217V216H58ZM96 217H98V216H96ZM158 217H161V216H159L158 215ZM171 217V216H170ZM219 217V216H218ZM17 218H19L18 216H17ZM42 218V217H41ZM45 218V217H44ZM48 218V217H47ZM62 218V217H61ZM65 218H66V216H65ZM74 218V217H73ZM91 218H92V216H91ZM113 218V217H112ZM123 218V217H122ZM132 218V217H131ZM164 218V217H163ZM166 218V217H165ZM220 218V217H219ZM244 218V217H243ZM29 219H33V218H30L29 217ZM38 219V218H37ZM67 219V218H66ZM65 219V220H66ZM95 218H93L92 220H94ZM114 219V218H113ZM221 219H222V216H221ZM56 220V219H55ZM60 220V219H59ZM119 220V219H118ZM132 220V219H131ZM220 220V219H219ZM225 220V219H224ZM247 220L245 221L246 223H247ZM20 221H21V219H20ZM20 221L18 220L17 221V219L15 220V224L14 225H12V226H8L9 228H11V230L12 231H14V228H16V230L18 229L19 230V228H20V226L18 225V224H20ZM24 221V220H23ZM31 221V220H30ZM33 221V220H32ZM39 221V220H38ZM46 222L44 223V224H42L44 227H45V224L46 223H48L50 226L53 224L52 222H53V218L52 219H46L45 220ZM58 221V220H57ZM56 221V222H57ZM61 221V220H60ZM121 221V220H120ZM126 221V220H125ZM221 221V220H220ZM226 221V220H225ZM225 221H223V223L225 222ZM236 221H238V219L236 220ZM241 221H242V218H241ZM249 221V220H248ZM25 222H27L26 220H25ZM36 222V221H35ZM72 222V221H71ZM94 222V221H93ZM194 222H196V224H194ZM243 222V221H242ZM34 223V222H33ZM65 223V222H64ZM91 223V222H90ZM120 223V222H119ZM215 223V222H214ZM249 223V222H248ZM41 224V223H40ZM47 224V225H48ZM92 224V223H91ZM219 224V223H218ZM21 225V224H20ZM35 225V224H34ZM59 225V224H58ZM58 225H57V227H58ZM118 225V224H117ZM116 225V226H117ZM119 225H121V223L119 224ZM208 225L210 226V227H208ZM64 226V225H63ZM69 226H70V224H69ZM73 226V225H72ZM131 226V225H130ZM47 227V226H46ZM68 227V226H67ZM94 227V226H93ZM113 227H115V226H113ZM133 227H131V228H133ZM222 227V226H221ZM223 227L225 228V225H223ZM236 227V226H235ZM253 227V228H254ZM54 228H55V226H54ZM63 228V227H62ZM229 228V227H228ZM230 228H231V226H230ZM244 228V229H245ZM31 229V228H30ZM39 229V228H38ZM61 229V228H60ZM65 229V228H64ZM115 229V228H114ZM134 229H132V230H134ZM62 230V229H61ZM100 230V229H99ZM178 231H179V229H178ZM234 231H236L235 229H234ZM21 232H23V234H24V229H23V231L21 230ZM63 232V231H62ZM76 232V231H75ZM110 232V231H109ZM182 232V231H181ZM194 232V231H193ZM48 233V232H47ZM50 233V232H49ZM52 233V232H51ZM60 233H61V231H60ZM130 233V236H131V233L132 232H129ZM139 233H141V232H139ZM23 234H21V235H17V236H15L16 237V239H19V238H21L22 237V235ZM103 234V233H102ZM116 234V233H115ZM127 234V233H126ZM138 234V233H137ZM137 234H135V236H137ZM150 234H152V236H149ZM176 234V233H175ZM174 234V235H175ZM181 234V233H180ZM14 235H15V233H14ZM29 235V234H28ZM46 235H48V234H44V236H43V234L42 233H38L37 235H34V236H32V238H31V241L32 242H37V243H39L38 241H39V239H41V237L42 238H44V237H46L47 238V236ZM173 234H172V232H171V236H172ZM31 236V235H30ZM48 236H50V235H48ZM53 236V235H52ZM69 236V235H68ZM80 236V235H79ZM95 236V235H94ZM98 237H99V235H97ZM122 236V235H121ZM124 236H128V235H124ZM142 236V235H141ZM141 236H139V237H141ZM146 236V237H147ZM168 235H166V237H167ZM171 236H170V238H171ZM177 236V235H176ZM184 236V235H183ZM196 236V235H195ZM201 238H200V237ZM51 237V236H50ZM66 237V236H65ZM108 237V236H107ZM138 237V236H137ZM145 237V240L147 241V238ZM1 238V237H0ZM49 238V237H48ZM129 238H131V237H129ZM162 238H164V237H162ZM250 238H252V241H250ZM3 239H4V237H3ZM12 239V238H11ZM10 239V240H11ZM16 239H12L11 241L12 242H18V240L16 241ZM23 239V238H22ZM50 239V238H49ZM48 239V240H49ZM56 239V238H55ZM58 239H61V238H58ZM65 239V238H64ZM110 239V238H109ZM140 239V238H139ZM139 239H138V242H139ZM142 240H144L143 238H141ZM182 239V238H181ZM45 240V238L43 239V241ZM73 240H75V238L73 239ZM121 240V239H120ZM135 240V239H134ZM172 240V239H171ZM10 241V242H11ZM42 241V239L40 240V242ZM174 241V240H173ZM48 242V241H47ZM47 242H43L44 244H46ZM52 242V241H51ZM75 242V241H74ZM80 242V241H79ZM93 242V241H92ZM115 242V241H114ZM133 242H135V241H133ZM137 242V241H136ZM163 242V241H162ZM28 243V242H27ZM36 243V244H37ZM48 243H50V242H48ZM47 243V244H48ZM61 243V242H60ZM98 243V242H97ZM118 243H119V241H118ZM127 243V242H126ZM166 243V242H165ZM43 244V245H44ZM57 244V243H56ZM77 244V243H76ZM85 244V243H84ZM89 244V243H88ZM101 244V243H100ZM112 244V243H111ZM121 244V243H120ZM123 244H125V243H123ZM168 244V243H167ZM166 244V246H168ZM171 244V243H170ZM206 244H207V242H206ZM15 245V244H14ZM35 245V244H34ZM37 245H40V243L39 244H37ZM106 245H108V244H106ZM126 245V244H125ZM125 245H124V248H122V249H125ZM129 245V244H128ZM132 245V244H131ZM138 245H139V243H138ZM142 245V244H141ZM140 245V246H141ZM162 245V244H161ZM183 245H184V243H183ZM187 245V244H186ZM22 246V245H21ZM28 246V245H27ZM44 246H46V245H44ZM53 246V245H52ZM74 246H75V244H74ZM78 246V245H77ZM91 246V245H90ZM102 246V245H101ZM118 246H119V244H118ZM137 246V245H136ZM191 246V245H190ZM207 246V245H206ZM16 247V246H15ZM42 247V246H41ZM48 247V246H47ZM54 247V246H53ZM79 247V246H78ZM115 247V246H114ZM121 247H123V246H121ZM128 247V246H127ZM130 247V246H129ZM188 247V246H187ZM7 248H8V246H7ZM43 248V247H42ZM49 248H50V246H49ZM92 248V247H91ZM110 248V247H109ZM167 248V247H166ZM173 248V247H172ZM175 248V247H174ZM173 248V249H174ZM198 248V247H197ZM209 248H211V247H209ZM25 249V248H24ZM23 248L21 249V250H24ZM32 249H33V247H32ZM38 249H41L39 246H38ZM52 249V248H51ZM57 249V248H56ZM82 249V248H81ZM99 249V248H98ZM134 249H136L135 247L133 248V250ZM137 249H138V247H137ZM136 249V250H137ZM168 249V248H167ZM183 249H184V247H183ZM196 249V248H195ZM206 249H208V246H207V248ZM211 249H213V248H211ZM5 250V249H4ZM18 250L19 251H21L19 248H18ZM44 250V249H43ZM50 250V249H49ZM68 250V249H67ZM77 250H79L80 251V249L78 248ZM88 250H89V248H88ZM92 250L94 251L95 249H93L92 248ZM100 250V249H99ZM102 250H104V249H102ZM113 250V249H112ZM116 250V249H115ZM119 250V249H118ZM120 250H121V248H120ZM132 250V249H131ZM136 250H134V251H136ZM163 250H165L166 251V249L165 248H163ZM190 250V249H189ZM260 250V252H258ZM16 251V250H15ZM29 251H30V249H29ZM110 251H111V249H110ZM109 251V252H110ZM128 251H130V250H128ZM138 251H140V250H138ZM142 251H141V253L140 254H142ZM171 251V250H170ZM1 252V251H0ZM42 252V251H41ZM49 252V251H48ZM78 251H76V253H77ZM89 252V251H88ZM92 252V251H91ZM95 252V251H94ZM105 252V251H104ZM103 252V253H104ZM120 252V251H119ZM122 252H123V250H122ZM126 252V251H125ZM159 252H161V251H159ZM158 252V253H159ZM173 252V251H172ZM189 252H191V251H189ZM262 252V253H263ZM17 253H19V252H17ZM58 253V252H57ZM59 253H61V252H59ZM65 253V252H64ZM85 253V252H84ZM166 253V252H165ZM167 253H168V250H167ZM179 253V252H178ZM45 254V253H44ZM66 254H69V252H67ZM71 254H73V250H72V253ZM77 254H79V253H77ZM94 254V253H93ZM92 254V255H93ZM111 254H112V252H111ZM134 254V253H133ZM180 254H183V253H180ZM264 254V253H263ZM33 255V254H32ZM38 255V254H37ZM87 255V254H86ZM106 255V254H105ZM118 255V254H117ZM138 255V254H137ZM136 255V257H138ZM143 255V254H142ZM158 255V254H157ZM176 255V254H175ZM174 255V256H175ZM57 256V255H56ZM89 256V255H88ZM116 256V255H115ZM119 256V255H118ZM173 256V257H174ZM178 257H179V255H177ZM181 256V255H180ZM183 256V255H182ZM260 256V255H259ZM33 257V256H32ZM38 257V256H37ZM40 257V256H39ZM61 257V256H60ZM81 256L80 255H76L75 256V254L74 255H72V256H70V258L68 259V258H65V259H67V262H66V260H64V257L62 258L63 259V261H65V263L64 264H114V263H116L118 260L116 259V260H114V258H110L109 257V259H108V257L106 258V257H97V255L96 256H93L92 258V262H90V260L89 261H83V259L85 258L86 259V257L84 256L83 257V259H81L80 258ZM91 257V256H90ZM140 257V256H139ZM162 257H163V255H162ZM168 257V256H167ZM167 257H165V259L167 258ZM19 258V257H18ZM36 258V257H35ZM115 258H117V257H115ZM122 260L120 259V262L122 261L123 263H127L128 261H130V262H132V263H135V261H137V264H139V262H138V260H136L135 259V257H132L131 255H129L128 253H125L123 256H122ZM160 258V257H159ZM183 258H185V257H183ZM260 258H263V256L261 257L260 256ZM34 259V258H33ZM129 259H132V260H129ZM138 259V258H137ZM170 259V258H169ZM174 259V258H173ZM61 260V259H60ZM163 260V262H164V259H162ZM177 260V259H176ZM180 260H182V259H179V261ZM174 261V260H173ZM184 261H186L187 262V260H184ZM256 261V262H255ZM61 262V261H60ZM60 262H57V263H59L60 264ZM147 262V261H146ZM12 263V262H11ZM62 263V262H61ZM173 263H175V262H173ZM184 263V262H183ZM15 264H34V262H32L30 259H26V258H22V259H18V261H17V263H15ZM120 264V263H119ZM131 264V263H130ZM171 264V263H170ZM176 264H178V263H176Z\"/></svg>", "mask_w": 264, "mask_h": 264}]
</instances>
